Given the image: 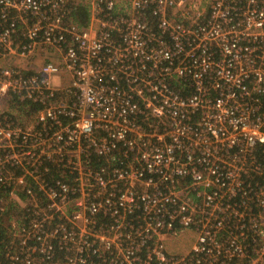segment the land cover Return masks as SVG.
<instances>
[{
    "label": "built area",
    "instance_id": "1",
    "mask_svg": "<svg viewBox=\"0 0 264 264\" xmlns=\"http://www.w3.org/2000/svg\"><path fill=\"white\" fill-rule=\"evenodd\" d=\"M0 229V264H264V0H0Z\"/></svg>",
    "mask_w": 264,
    "mask_h": 264
},
{
    "label": "rangeland",
    "instance_id": "2",
    "mask_svg": "<svg viewBox=\"0 0 264 264\" xmlns=\"http://www.w3.org/2000/svg\"><path fill=\"white\" fill-rule=\"evenodd\" d=\"M82 1V0H80ZM87 5V4H86ZM57 53L56 52H52L49 50H40L39 51V55H38V61L39 63H43L47 60L50 59H56L57 61ZM33 63L38 64V62L34 61ZM59 82L62 85H66L67 84V75L65 74V72H62V74L59 77ZM191 242V240H190ZM177 249H170L169 251L173 252V253H183L185 252L188 248H189V241L186 240V238H184L183 240H180L179 242L176 243Z\"/></svg>",
    "mask_w": 264,
    "mask_h": 264
},
{
    "label": "trees",
    "instance_id": "3",
    "mask_svg": "<svg viewBox=\"0 0 264 264\" xmlns=\"http://www.w3.org/2000/svg\"><path fill=\"white\" fill-rule=\"evenodd\" d=\"M72 16L75 21H77L81 25H84L88 19L87 9L83 6L77 5L72 11ZM1 237H2V230L0 229V238Z\"/></svg>",
    "mask_w": 264,
    "mask_h": 264
}]
</instances>
